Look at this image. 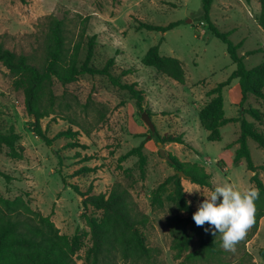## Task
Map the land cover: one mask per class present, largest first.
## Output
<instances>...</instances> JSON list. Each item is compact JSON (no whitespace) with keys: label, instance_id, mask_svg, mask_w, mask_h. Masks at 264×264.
<instances>
[{"label":"rangeland","instance_id":"1","mask_svg":"<svg viewBox=\"0 0 264 264\" xmlns=\"http://www.w3.org/2000/svg\"><path fill=\"white\" fill-rule=\"evenodd\" d=\"M64 10L90 17L87 35L96 36L92 61L96 67H103L108 59L113 58V76L120 77L122 71L130 68L135 71L120 81L122 84H135V89L143 93V110L138 109L128 91L111 85L106 77L83 75L77 82L66 86L55 81L53 89L59 102L72 107L68 113L76 115L92 132L89 137L81 134L78 138L80 145L88 147L86 150L65 149L69 141L63 138L56 140L51 148L30 131L33 118L26 113L23 93L12 87V78L0 64V133H6L13 127L21 135L20 144L25 151L23 160L13 161L5 148L0 149V170L13 178L7 183L0 174V199L30 200L31 207L44 216H50L62 234L72 237L78 232L84 247L78 252L77 262L83 264L79 258L90 246V228L81 216L84 213L82 197L73 186L80 192H86L91 186L95 193H108L114 183L120 182L128 188L138 210L147 216L148 221L141 231L146 246L156 249L157 253L149 261L124 262L117 258L112 264H210L184 263L185 255L178 260L174 257L167 219L177 214L185 217L186 214L178 213L167 201L171 185L158 190L159 185L175 171L159 155L156 142L148 141L143 147L142 153L146 157L144 175L140 174L137 157H131L125 163L118 162L121 155L150 139V129L142 120V114L148 111L155 130L161 135L175 133L184 125H190L193 149L187 144L184 147L166 144L164 149L179 161L205 167L212 176V188L182 179L187 200L195 211L203 196L216 186L231 183L240 191L254 186L246 161L235 163L233 152L224 149L239 135L240 124L223 126L220 130L222 141L210 142L197 118V112L209 101L206 93L227 80L235 70L226 45L214 37L201 21L202 1L25 0L22 3L19 0H0V43L16 53L37 52L39 56L42 40L40 22L50 15L60 17ZM259 11L258 0H250L249 3L246 0H213L210 11L211 21L221 31L230 32V40L234 44L242 43L238 53L244 56V64L249 69L264 60V31L257 22ZM140 23L154 26L179 24L163 33L140 29ZM153 46L159 47L162 56L181 61L185 71L184 84L141 64ZM256 50L261 52L249 54ZM84 56L83 50L81 59ZM223 99L225 116L235 114L239 117L241 95L239 99L235 97L233 86L224 89ZM246 107L263 114L261 121L247 115L244 118L264 134V101L250 97L244 104ZM98 113L103 114L102 122L92 126L98 119ZM41 125L42 129L49 125L51 138L69 128L68 122L62 118L45 119ZM248 147L255 166L264 167V151L253 140L248 141ZM84 159L89 160L84 162ZM83 167L93 171L81 173ZM258 173L264 182V172L259 170ZM157 191L162 206L153 202ZM86 214L100 220L99 212L89 210ZM198 244V239L193 237L189 252L195 251ZM262 248L264 219L253 242L243 245L240 240L233 249H225L228 253L224 259L226 264H264V259L259 256Z\"/></svg>","mask_w":264,"mask_h":264},{"label":"trees","instance_id":"2","mask_svg":"<svg viewBox=\"0 0 264 264\" xmlns=\"http://www.w3.org/2000/svg\"><path fill=\"white\" fill-rule=\"evenodd\" d=\"M24 3L25 0H19ZM202 1V19L210 33L226 45L235 70L227 80L218 83L206 93L208 103L198 112L201 127L208 133L210 142L221 141L220 129L229 123L240 124V134L235 144L238 148L234 154V162L244 159L249 171L253 173L251 182L260 190L256 200V213L254 223L247 230L242 244L249 243L257 234L260 221L264 218V182L259 178L258 171L264 172L263 166H255L247 145V140H253L264 151V134L254 129L247 123L244 116H250L255 121H261L263 114L251 107L244 108L245 102L254 97L264 101V60L254 68H247L244 64V56L239 55L242 43L234 44L230 40V32L221 31L210 19V11L213 0ZM247 3L250 0H246ZM260 11L257 19L259 27L264 31V0H258ZM90 17L79 13L64 10L60 17L47 16L40 22L42 40L39 44L40 55L37 52L25 54L16 53L0 43V64L7 70L12 78V87L20 90L24 96V106L27 115L33 118L30 123V131L35 137L40 138L48 147H53L58 139L69 142L65 149H88L86 145H80L78 138L81 134L89 137L91 128L78 120L76 115L68 112L72 110L68 104L59 102V97L54 92L55 81L63 86L77 82L83 75L92 77L100 76L108 78L111 85L128 91L131 98L136 101V106L143 110V93L135 89V84H122L120 78L133 74L131 68L122 71L120 77L111 74L115 66L113 58L108 59L101 68L96 67L92 61L97 45L96 36H88L87 28ZM179 23H171L167 26H154L140 23L139 28L147 31L167 32ZM158 46L148 49L141 60L145 67H151L157 73L169 79L184 84L185 71L179 59L162 56ZM85 51L84 59L81 52ZM261 52L252 51L249 54ZM233 80H239L241 93L238 107L239 117L227 118L224 113L223 91L231 85ZM151 118V114L146 111ZM102 113H98V119L92 126H98L102 122ZM62 118L67 121L69 128L58 132L53 138L49 137V125L42 129L41 122L45 119ZM73 128H77L74 131ZM147 137V136H146ZM149 140L129 150L118 158L119 163H125L131 157L138 158L140 174L144 175L146 157L142 150L146 142L154 140L156 144H185L182 135L164 134L158 131H149ZM21 135L13 127L6 133H0V149L5 148L8 157L13 161H21L24 158V147L20 144ZM170 156V155H169ZM172 163L169 167L175 174L166 178L158 187V190L171 185L172 190L167 196L178 213L167 219V226L172 237L171 249L175 259H181L186 263H210L226 264L224 259L228 251L222 248V238L219 233L213 236L206 231L209 225L197 226L193 220L196 212L189 204L182 179L200 187L212 188V176L205 167L197 163L179 161L170 156ZM61 160V159H60ZM89 159H84L86 162ZM62 161V160H61ZM60 162V161H59ZM93 170L83 167L80 172ZM79 173V172H78ZM184 175L183 178L179 174ZM1 176L9 183L13 178L0 170ZM64 184L65 180H64ZM73 189L82 197L81 204L84 209L82 218L90 228V246L86 247L84 255L80 257L83 264H112L117 258L124 262L149 261L156 256L157 250L146 246L141 229L146 225L148 218L142 214L133 201L127 187L116 182L108 193H95L90 186L86 192H80L76 186ZM157 206H162L158 191L153 197ZM153 203V204H154ZM100 213V220L96 221L87 211ZM193 237L198 239V248L189 252ZM83 243L78 235L62 234L52 222L50 216H44L33 209L30 200L22 198L0 199V264H78V252L82 250ZM259 256L264 259V248L259 250Z\"/></svg>","mask_w":264,"mask_h":264},{"label":"clouds","instance_id":"3","mask_svg":"<svg viewBox=\"0 0 264 264\" xmlns=\"http://www.w3.org/2000/svg\"><path fill=\"white\" fill-rule=\"evenodd\" d=\"M259 195L260 190L254 186L245 191L235 189L231 183L216 186L203 196L192 218L197 226L207 223L206 231L213 236L219 233L222 247L233 249L254 223Z\"/></svg>","mask_w":264,"mask_h":264},{"label":"crops","instance_id":"4","mask_svg":"<svg viewBox=\"0 0 264 264\" xmlns=\"http://www.w3.org/2000/svg\"><path fill=\"white\" fill-rule=\"evenodd\" d=\"M238 81L239 80H233L232 82H231V85L229 86V87H232L233 86V91L235 92V97L236 98H238L239 99V94L241 95V93H240V89H239V83H238ZM224 100V99H223ZM224 113H225V111H224ZM226 117V116H225ZM234 117H236L235 116V114L233 115V116H231V117H227V118H234ZM197 118H198V112H197ZM199 120V119H198ZM199 124H200V122H199ZM229 124H231V123H229ZM228 125V124H227ZM201 126V125H200ZM190 130V125L189 126H187V125H184V127L183 128H181L180 129V131H177V132H175V133H169V134H175V135H182V137H183V140H184V142H185V144H175V145H177L178 147L179 146H182V147H184L186 144L187 145H189L191 148H192V142H190L191 141V132L192 131H189ZM221 130V129H220ZM177 133H181V134H177ZM220 133H221V131H220ZM208 134V133H207ZM239 134H240V131H239ZM239 137V135L234 139V141L232 142V143H230V144H228V145H226L225 147H224V149L226 150V151H232L233 152V156H234V154H235V151H236V149L238 148V145L237 144H235V141L237 140V138ZM250 140V139H249ZM249 140H247V142L249 141ZM221 141H222V135H221ZM220 142V141H219ZM173 144H170V146H172ZM247 145H248V143H247ZM193 149V148H192ZM230 154H232V153H230ZM242 160H244V159H242ZM241 161V160H240ZM252 175H253V173H252ZM185 180H183V182H184ZM264 219V218H263ZM262 219V220H263ZM262 220L260 221V224H261V222H262ZM259 227H260V225H259ZM258 233V232H257ZM257 235V234H256ZM256 235H255V237H256ZM255 237L250 241V242H253V240L255 239Z\"/></svg>","mask_w":264,"mask_h":264},{"label":"water","instance_id":"5","mask_svg":"<svg viewBox=\"0 0 264 264\" xmlns=\"http://www.w3.org/2000/svg\"><path fill=\"white\" fill-rule=\"evenodd\" d=\"M142 120L145 122V124L149 127V129H150V131L151 132H154L155 131V126H154V124L152 123V121H151V118L149 117V115L146 113V112H144L143 114H142ZM158 145V147H159V155L163 158V159H165L168 163H172V160H171V158H170V156L166 153V151H165V149H164V145L163 144H161V143H158L157 144ZM179 177L180 178H183L184 177V175L182 174V173H180L179 174Z\"/></svg>","mask_w":264,"mask_h":264}]
</instances>
